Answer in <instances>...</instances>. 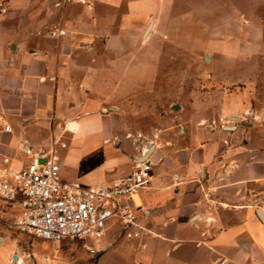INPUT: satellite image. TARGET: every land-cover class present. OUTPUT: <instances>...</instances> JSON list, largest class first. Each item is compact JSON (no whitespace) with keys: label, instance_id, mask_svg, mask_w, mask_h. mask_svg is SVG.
I'll list each match as a JSON object with an SVG mask.
<instances>
[{"label":"crops","instance_id":"obj_1","mask_svg":"<svg viewBox=\"0 0 264 264\" xmlns=\"http://www.w3.org/2000/svg\"><path fill=\"white\" fill-rule=\"evenodd\" d=\"M0 1L8 8L0 16V160L5 154L22 158L26 140L38 148L61 140L67 144L62 168L71 160L78 180L119 181L149 144L117 142L116 124L106 114L114 105L102 99L116 80L115 68L112 76L102 70L104 63H117L111 7L125 0H99L92 8L67 0ZM128 2L130 16L148 15V0ZM157 23L147 24L144 41ZM54 26L67 33L53 36ZM249 120L226 124L232 128L201 121L184 138L152 140L153 180L134 203L142 235L128 238L119 225L110 227L95 244V264H264V126ZM90 156L97 161L91 175L82 173ZM14 208L11 217L21 211ZM7 223L0 221V264H15L9 257L21 250L28 254L22 264H92L83 251L74 255L66 245L10 230Z\"/></svg>","mask_w":264,"mask_h":264},{"label":"rangeland","instance_id":"obj_2","mask_svg":"<svg viewBox=\"0 0 264 264\" xmlns=\"http://www.w3.org/2000/svg\"><path fill=\"white\" fill-rule=\"evenodd\" d=\"M128 1L111 7L117 63L102 64L111 76L113 68L116 73L115 89L111 80L102 99L106 107H117L106 113L116 124L117 142L165 143L188 136L197 122L222 126L236 121L233 116L246 118V112L258 114L251 119L264 126V0H148L147 16H130ZM152 19L158 23L144 41L142 33ZM124 24L130 26L121 36ZM65 151L60 149L62 159ZM92 158L82 173L93 174L97 161ZM70 162L62 176L78 179ZM14 207L0 199V221L7 223ZM57 243L74 255L85 252L95 264L99 252H90L84 242Z\"/></svg>","mask_w":264,"mask_h":264},{"label":"built area","instance_id":"obj_3","mask_svg":"<svg viewBox=\"0 0 264 264\" xmlns=\"http://www.w3.org/2000/svg\"><path fill=\"white\" fill-rule=\"evenodd\" d=\"M67 1L88 8L97 2ZM7 13L8 8L0 1V16ZM66 33L67 30L59 26L51 29L53 36ZM86 48L91 50L92 46L88 44ZM5 129L11 130V126L6 125ZM59 146L65 148L67 144L54 140L50 147L38 148L26 140L22 143V158L2 156L0 197L21 210L8 221V229L51 242L80 240L92 253L100 252L94 244L101 242L110 227L119 225L126 237H140L144 227L133 197L151 184L153 161L136 160L133 170L117 182L87 184L62 177ZM261 203L264 204V200ZM212 220V216L207 218V221ZM26 256L25 250L13 252L9 262L22 264Z\"/></svg>","mask_w":264,"mask_h":264},{"label":"water","instance_id":"obj_4","mask_svg":"<svg viewBox=\"0 0 264 264\" xmlns=\"http://www.w3.org/2000/svg\"><path fill=\"white\" fill-rule=\"evenodd\" d=\"M153 24H154V21L151 22V23L149 24L148 28L146 29V32H145V34H144V37H145V38H146V36L149 34L150 30L152 29ZM109 108H110V109H113V110H117V107H115V106H110ZM105 111H106V109H105ZM245 114H246V118H249V119H250V120H249V123H251V122H252L251 118L253 117L254 114H253L252 112H246ZM232 119H234V120H238V119H240V117H238V116H233ZM254 119L256 120L255 117H254ZM233 126H234V125H226L225 128H232ZM153 148H154V142L151 141V142H149V144H148V149H147L145 152H143V153L138 157L137 160H139V161H144V160L149 159V155H150V153L152 152ZM259 214L262 216V214H263L262 209H259Z\"/></svg>","mask_w":264,"mask_h":264}]
</instances>
